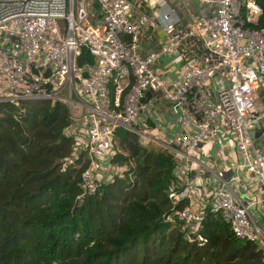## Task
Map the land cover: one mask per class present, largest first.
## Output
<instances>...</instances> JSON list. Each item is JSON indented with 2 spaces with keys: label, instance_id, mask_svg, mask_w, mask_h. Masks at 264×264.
I'll list each match as a JSON object with an SVG mask.
<instances>
[{
  "label": "built area",
  "instance_id": "2783aa9c",
  "mask_svg": "<svg viewBox=\"0 0 264 264\" xmlns=\"http://www.w3.org/2000/svg\"><path fill=\"white\" fill-rule=\"evenodd\" d=\"M262 14L259 0H0V100L66 105L64 132L74 138L73 152L87 156L79 201L100 180L97 169L112 152L116 127L134 131L142 144L168 149L178 159V174L181 158L202 139L212 143L218 131L231 132L237 167L264 190V147L251 133L264 119V111L253 112L257 92L264 91ZM147 27H161L163 36L157 47L141 52ZM83 51L90 61L78 63ZM164 55L179 62L172 78L155 66ZM150 122L156 130H148ZM218 181L199 207L188 201L178 211L182 237L203 240L198 229L208 205L234 235L264 249V229L251 212L256 201ZM190 188L187 181L178 195L188 197Z\"/></svg>",
  "mask_w": 264,
  "mask_h": 264
},
{
  "label": "trees",
  "instance_id": "16d2710c",
  "mask_svg": "<svg viewBox=\"0 0 264 264\" xmlns=\"http://www.w3.org/2000/svg\"><path fill=\"white\" fill-rule=\"evenodd\" d=\"M69 122L60 101L0 100V264H263L258 241L234 235L208 205L203 240L182 237L178 160L130 129H114L117 169L79 201L87 156L73 152Z\"/></svg>",
  "mask_w": 264,
  "mask_h": 264
},
{
  "label": "crops",
  "instance_id": "0c3cea01",
  "mask_svg": "<svg viewBox=\"0 0 264 264\" xmlns=\"http://www.w3.org/2000/svg\"><path fill=\"white\" fill-rule=\"evenodd\" d=\"M163 8V7H162ZM161 8V9H162ZM163 36L161 27L154 30L149 27L144 29L140 51L146 52L159 45ZM157 70L168 78L176 76L180 72L179 62L171 58V55L161 56L155 63ZM158 109L168 120L167 111L163 104H158ZM264 111V91L259 90L254 103V113ZM170 122V121H169ZM173 128V123H171ZM169 126V125H168ZM167 130L170 128H168ZM225 129V126L222 127ZM156 130V127L153 128ZM253 142L260 148L264 147V119L258 120L251 129ZM168 137L169 133H165ZM217 141L209 143L202 139L197 149L190 151L187 158L182 157L180 163L184 166L179 179L182 184L190 182L188 201L193 206L199 207L206 199V191L213 184H218V179L224 180L243 200L256 201L251 208L252 215L264 229V190L256 183L253 176L244 168L237 167L240 160L239 154L233 145L232 133L218 131ZM178 160V159H177ZM110 165L108 159L103 162ZM193 178V180H191ZM211 183V184H210Z\"/></svg>",
  "mask_w": 264,
  "mask_h": 264
},
{
  "label": "rangeland",
  "instance_id": "374dc122",
  "mask_svg": "<svg viewBox=\"0 0 264 264\" xmlns=\"http://www.w3.org/2000/svg\"><path fill=\"white\" fill-rule=\"evenodd\" d=\"M149 122V121H148ZM152 123V124H151ZM151 124V125H150ZM155 123L150 122L149 123V129L155 127ZM157 135H159L161 138H167L165 134L161 133V132H157ZM147 146L151 147V148H162V146L158 145L157 143H155L154 141H149ZM117 168L115 166L112 165H102L100 168L97 169V172L99 173L100 179H104L107 178L113 170H116Z\"/></svg>",
  "mask_w": 264,
  "mask_h": 264
}]
</instances>
